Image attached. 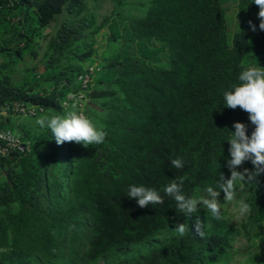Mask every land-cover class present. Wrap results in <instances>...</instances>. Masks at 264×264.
I'll return each instance as SVG.
<instances>
[{
    "label": "trees",
    "instance_id": "1",
    "mask_svg": "<svg viewBox=\"0 0 264 264\" xmlns=\"http://www.w3.org/2000/svg\"><path fill=\"white\" fill-rule=\"evenodd\" d=\"M113 1L100 19L97 0L93 6L89 0H0L6 67L28 50L38 56L44 29L66 12L40 62L19 81L0 71V101L44 108L24 118L0 115V129L32 143L26 153L0 154V264H217L240 233L224 213L217 220L202 205L185 216L167 197L141 208L127 192L130 185L159 191L182 176L183 192L200 199L216 188L221 172L230 176L233 125L245 123L250 136L253 124L247 112L226 107L224 92L248 66H264L259 7L254 0ZM231 7L241 20L232 38ZM106 28L99 52L96 39ZM87 62L97 65L84 112L107 136L87 148L58 144L36 121L79 112L62 102L83 89L79 74ZM177 157L182 169L171 165ZM250 190L245 202L261 233L264 174ZM198 220L203 237L194 231ZM178 223L186 227L183 236Z\"/></svg>",
    "mask_w": 264,
    "mask_h": 264
},
{
    "label": "clouds",
    "instance_id": "2",
    "mask_svg": "<svg viewBox=\"0 0 264 264\" xmlns=\"http://www.w3.org/2000/svg\"><path fill=\"white\" fill-rule=\"evenodd\" d=\"M254 2L260 9L257 16L260 20L259 29L264 31V0H254ZM248 23L251 30L256 31V25L252 23V21H249ZM96 65V62L85 63L84 70L79 74L83 89L68 93V95L71 93L77 95L82 94L80 100L75 103L74 99H68L67 95L66 99L62 102V105L65 107L70 105L78 106L79 112L70 111L65 115H55L52 117L42 116L36 121L40 127H47L51 130L58 144H63L64 142H76L82 143L83 146L87 148L90 145L103 143L107 136V133L103 129L98 128L84 112L87 103L91 102L88 95V87L92 80V72ZM81 74H89L90 76L86 86H84L83 81L80 78ZM238 80L239 83L235 85L232 90L224 92L226 107L231 109L239 107L247 112L251 123L255 127L249 136L248 127L245 123H234L233 127L235 131H232L231 138L228 140L230 144L228 150L230 158L227 159L225 165L230 172V176L226 177L221 172V175L216 182V188H207V198L201 197L200 199H197L195 197L187 196L183 192L185 178L182 176L173 179L159 191L153 187H146L144 185H130L127 197L130 199H136L138 206L141 208L147 207L149 204L162 205L165 197H167L175 202L176 211L185 216L196 213L198 206L202 205L215 219L220 220L222 219L221 213H223L221 211L222 205L219 199L220 196H223L221 193L224 194L225 201H232L235 199V192L238 186V184L236 186L237 181H245L248 183L258 182V177L261 174H264V66H261L260 64L259 66H248L240 73ZM66 100H68L67 104L65 103ZM14 101L19 100L0 101L3 105L0 109V115L12 114L17 118H24L25 116H32L37 114L38 111L44 110L42 106L23 103L27 106H34L36 112L34 114L17 113L12 109V103ZM0 130H10L15 135L19 136L24 142L29 143V149L26 151L11 149L7 153L0 152V154L10 155L13 151L26 153L31 149V141L24 139L18 131L8 128ZM246 161H250L253 168H244L243 171H240V167ZM171 165L175 169H182L184 167V160L181 157H177L171 160ZM250 191L251 190H249V192ZM161 192H163V195ZM249 211V205L241 199L239 202L240 215H245ZM249 215H251L250 212ZM193 227L196 234L201 237L205 235L202 231V224L199 220ZM176 231L179 235L183 236L186 231L184 223H178Z\"/></svg>",
    "mask_w": 264,
    "mask_h": 264
},
{
    "label": "rangeland",
    "instance_id": "3",
    "mask_svg": "<svg viewBox=\"0 0 264 264\" xmlns=\"http://www.w3.org/2000/svg\"><path fill=\"white\" fill-rule=\"evenodd\" d=\"M89 4L93 6V0H89ZM97 13L99 18L101 19L104 14L110 13L114 6L113 0H97ZM134 13H138L137 10H133ZM66 16V12L63 11L60 13L59 18L57 20H53L48 27L44 29L45 33L48 34L41 39L40 44H38V56H31L30 51H26L23 60L17 61L14 63L10 62L9 67L3 65L5 61L8 60V54L5 52H0V71L1 72H9L12 74L13 78L16 81H19L23 74L26 72V68L32 64H37L40 62V58L43 55V52L47 45V40L49 35L54 33L61 22V20ZM227 22L229 29V36L232 38L234 33L239 30L241 25V20L237 15V11L235 7H231V9L227 12ZM109 29H104L101 31L96 39V46L98 51L103 50L107 43V34ZM254 125L252 131L254 130ZM244 168H249L247 161L240 167V171H243ZM250 169V168H249ZM238 186L235 192V199L232 201H225L224 194L220 196L221 202V211L225 214V216L232 221L234 226L240 230V233H237L235 236V240L233 241L232 246L224 252V255L217 262V264H264V228H262L261 233L256 231L260 230L261 225L252 224V221L249 217V212L245 215H240L239 213V202L241 199L245 202L248 192L250 190V184L245 181H239ZM203 192L202 190H198V193ZM248 193V194H247ZM203 198H207V195ZM244 224L248 229L252 231L253 234L248 235L246 231L247 228L244 227ZM263 224V223H261ZM256 232V234H255Z\"/></svg>",
    "mask_w": 264,
    "mask_h": 264
},
{
    "label": "built area",
    "instance_id": "4",
    "mask_svg": "<svg viewBox=\"0 0 264 264\" xmlns=\"http://www.w3.org/2000/svg\"><path fill=\"white\" fill-rule=\"evenodd\" d=\"M80 78L83 81L84 86L87 85L90 76L89 74H81ZM82 94L71 93L68 95V99H74V102L77 103ZM68 103V100L65 101ZM3 105L0 103V109ZM12 109L14 112L22 113V114H34L36 112V108L34 106H27L20 101H14L12 103ZM11 149H18L20 151H26L29 149V143L24 142L19 136L15 135L10 130H0V152L7 153Z\"/></svg>",
    "mask_w": 264,
    "mask_h": 264
}]
</instances>
